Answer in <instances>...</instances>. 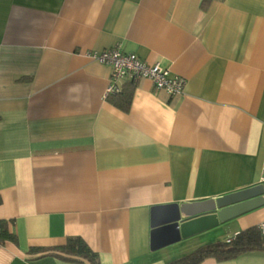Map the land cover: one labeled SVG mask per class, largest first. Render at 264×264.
I'll return each mask as SVG.
<instances>
[{
    "label": "crops",
    "instance_id": "0c3cea01",
    "mask_svg": "<svg viewBox=\"0 0 264 264\" xmlns=\"http://www.w3.org/2000/svg\"><path fill=\"white\" fill-rule=\"evenodd\" d=\"M111 47L183 91L137 78L121 111L104 97L109 67L86 54ZM262 169L264 0H0V220L16 236L0 264H78L59 257L70 236L100 264H165L182 240L193 251L264 220ZM249 188L227 220L187 219L152 248L167 207ZM198 264H264V251Z\"/></svg>",
    "mask_w": 264,
    "mask_h": 264
},
{
    "label": "trees",
    "instance_id": "16d2710c",
    "mask_svg": "<svg viewBox=\"0 0 264 264\" xmlns=\"http://www.w3.org/2000/svg\"><path fill=\"white\" fill-rule=\"evenodd\" d=\"M210 0H202L206 4ZM134 89V80L122 84L118 93L111 94L106 100L123 112L128 111ZM16 241V236L7 228V222L0 220V245L5 241ZM32 250V249H31ZM58 250L59 257L78 264H100L98 255L79 236H70ZM248 251H264V236L257 228H247L236 233L226 241H215L199 246L193 251L174 258L165 264H198L205 257H214L219 260L230 259Z\"/></svg>",
    "mask_w": 264,
    "mask_h": 264
},
{
    "label": "built area",
    "instance_id": "2783aa9c",
    "mask_svg": "<svg viewBox=\"0 0 264 264\" xmlns=\"http://www.w3.org/2000/svg\"><path fill=\"white\" fill-rule=\"evenodd\" d=\"M86 54L109 67V80L104 92L105 98L120 92L124 82L137 78L147 79L152 82L155 88L163 89L169 94H179L183 91L185 78L171 73L159 62H145L136 54L123 52L116 47L88 51ZM260 181L264 182V169H262ZM256 228L259 234L264 236V220L260 221Z\"/></svg>",
    "mask_w": 264,
    "mask_h": 264
},
{
    "label": "water",
    "instance_id": "95a60500",
    "mask_svg": "<svg viewBox=\"0 0 264 264\" xmlns=\"http://www.w3.org/2000/svg\"><path fill=\"white\" fill-rule=\"evenodd\" d=\"M255 188H249L245 189L239 192L227 194L221 197L211 200H204V201H196L193 202L191 207L192 210L188 209L187 204H183L182 206L177 205H171L167 208L174 210V216L170 215V219L164 221V222H156V220L151 225L152 231H151V246L153 249H156L158 247H161L163 245L157 244V235L159 232L163 230L171 229L174 231V236L170 238L166 242V244L175 242L180 237L179 232V223L184 222L187 219L195 218L200 215H204L205 213L213 214L212 216H217V222L225 221L229 218L230 215L234 214L235 212L239 211V209L242 206V203H244V200L246 199V195L253 193ZM240 200L243 202L240 203ZM209 204V205H208ZM172 207V208H171ZM228 213L226 216L225 213ZM211 217V216H208Z\"/></svg>",
    "mask_w": 264,
    "mask_h": 264
},
{
    "label": "rangeland",
    "instance_id": "374dc122",
    "mask_svg": "<svg viewBox=\"0 0 264 264\" xmlns=\"http://www.w3.org/2000/svg\"><path fill=\"white\" fill-rule=\"evenodd\" d=\"M211 237H213V233H211ZM181 244H184V247H182L184 249L183 250L182 249L181 250L178 249L179 252H176L177 254H176V256L174 258L180 257L181 255H184L188 251H191V250H187V249H189V247L191 246V244L188 243L187 241H184V240H182L181 243H179V245H175V247H172V248H179V246H181ZM181 251H183V252H181Z\"/></svg>",
    "mask_w": 264,
    "mask_h": 264
}]
</instances>
